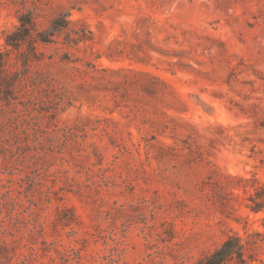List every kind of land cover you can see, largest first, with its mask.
<instances>
[{
	"label": "rangeland",
	"instance_id": "1",
	"mask_svg": "<svg viewBox=\"0 0 264 264\" xmlns=\"http://www.w3.org/2000/svg\"><path fill=\"white\" fill-rule=\"evenodd\" d=\"M24 12L91 38L0 116V264H264V0H0V50Z\"/></svg>",
	"mask_w": 264,
	"mask_h": 264
},
{
	"label": "trees",
	"instance_id": "2",
	"mask_svg": "<svg viewBox=\"0 0 264 264\" xmlns=\"http://www.w3.org/2000/svg\"><path fill=\"white\" fill-rule=\"evenodd\" d=\"M72 23L61 17L54 19L50 28L41 29L33 12L19 15V24L6 33L5 48L0 50V116L19 121L23 114L38 109L40 97L57 89L58 81L39 66L46 56L40 47L57 43L62 31H67L68 41L75 44L91 38L79 34ZM261 186L264 188V184ZM254 202V210L264 208V201L254 199ZM248 244L249 241L245 243L239 234L233 233L197 264H254L253 257H246Z\"/></svg>",
	"mask_w": 264,
	"mask_h": 264
}]
</instances>
